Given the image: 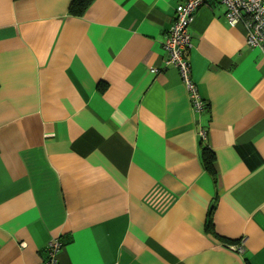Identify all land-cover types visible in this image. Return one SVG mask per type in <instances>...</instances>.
<instances>
[{"label":"crops","instance_id":"obj_1","mask_svg":"<svg viewBox=\"0 0 264 264\" xmlns=\"http://www.w3.org/2000/svg\"><path fill=\"white\" fill-rule=\"evenodd\" d=\"M185 1L0 0V264L53 239L59 264H264V55L201 7L197 113L163 47Z\"/></svg>","mask_w":264,"mask_h":264},{"label":"built area","instance_id":"obj_2","mask_svg":"<svg viewBox=\"0 0 264 264\" xmlns=\"http://www.w3.org/2000/svg\"><path fill=\"white\" fill-rule=\"evenodd\" d=\"M211 1H217L226 7V19L231 27L242 25L246 30V43L254 49H258L264 55V0H187L180 4L176 10L174 23L163 44L168 57L166 66L178 70L182 82L190 94L192 106L197 113H203L207 103L201 97L199 89L192 79V66L187 57V51L191 48L190 28L195 20L198 10ZM153 74L158 69H151ZM205 135V132H202ZM63 243L53 239L47 248V256L44 264H59V254ZM241 253L242 248L232 247Z\"/></svg>","mask_w":264,"mask_h":264},{"label":"trees","instance_id":"obj_3","mask_svg":"<svg viewBox=\"0 0 264 264\" xmlns=\"http://www.w3.org/2000/svg\"><path fill=\"white\" fill-rule=\"evenodd\" d=\"M90 0H76L73 7L71 8L72 13L75 15H82L84 10L89 6ZM202 158L206 167L209 170H212L213 162H214V155L208 150H204L202 154Z\"/></svg>","mask_w":264,"mask_h":264}]
</instances>
